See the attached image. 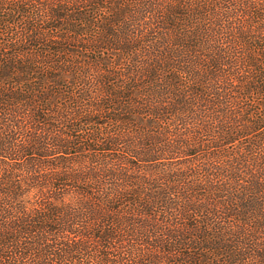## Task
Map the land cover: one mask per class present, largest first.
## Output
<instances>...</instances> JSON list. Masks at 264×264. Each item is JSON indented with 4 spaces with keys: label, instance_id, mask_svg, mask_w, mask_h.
I'll list each match as a JSON object with an SVG mask.
<instances>
[{
    "label": "trees",
    "instance_id": "1",
    "mask_svg": "<svg viewBox=\"0 0 264 264\" xmlns=\"http://www.w3.org/2000/svg\"><path fill=\"white\" fill-rule=\"evenodd\" d=\"M0 264H264V0H0Z\"/></svg>",
    "mask_w": 264,
    "mask_h": 264
}]
</instances>
